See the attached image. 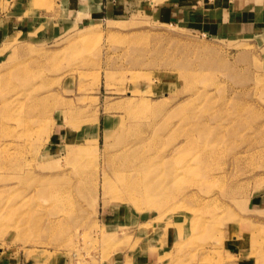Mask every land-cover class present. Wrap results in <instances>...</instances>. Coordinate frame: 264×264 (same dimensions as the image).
<instances>
[{"label":"rangeland","instance_id":"rangeland-1","mask_svg":"<svg viewBox=\"0 0 264 264\" xmlns=\"http://www.w3.org/2000/svg\"><path fill=\"white\" fill-rule=\"evenodd\" d=\"M89 1L0 0L8 24L26 10L0 31V264H264V27ZM124 149L147 159L137 190L110 167Z\"/></svg>","mask_w":264,"mask_h":264},{"label":"crops","instance_id":"crops-1","mask_svg":"<svg viewBox=\"0 0 264 264\" xmlns=\"http://www.w3.org/2000/svg\"><path fill=\"white\" fill-rule=\"evenodd\" d=\"M92 1L94 2V0H90L89 3ZM121 2L120 0L117 4L106 5L104 12H127V7ZM94 5L98 6L95 2ZM154 6L156 12L168 20L211 37L229 36L241 28L256 31L264 27V0H159V3L154 4ZM85 10L91 19L97 15L96 8L92 10V8L86 7ZM6 11L11 22L8 24L5 21L6 18L2 19L0 14L1 33L7 31L5 29L11 24L13 26L18 25V15L24 16L26 13L24 6L12 4L9 5ZM73 22L81 24L82 18L80 20H69L68 24L73 25ZM29 24L30 22L27 23V25ZM61 26L67 27V25ZM153 241L154 238L151 242ZM156 260L155 258V262Z\"/></svg>","mask_w":264,"mask_h":264},{"label":"bare ground","instance_id":"bare-ground-1","mask_svg":"<svg viewBox=\"0 0 264 264\" xmlns=\"http://www.w3.org/2000/svg\"><path fill=\"white\" fill-rule=\"evenodd\" d=\"M128 152H126V149H124V150L120 151L119 153H116L110 159L109 163H110V167H111V166H115L114 161L116 159L119 161H122V163L117 165L116 168H118V169L123 168V170L125 172L123 174H118L117 177L122 178V180H123V178L125 179V183H127L125 185L126 190L129 188L137 190L140 186H137V184H139V183L137 182L136 177H137V175H140V168L144 167V165L147 163V159L143 156H137L136 152H134V151L130 152L129 154H128ZM75 153L77 154L78 152H75ZM78 156H80V155H78ZM88 161H89L88 159H86L85 157H81V156L74 160L75 166H74L73 170H74V173H76L77 178H78V180H77V192H79L80 195L87 192L86 191L87 189L89 191H95V188H96V186L93 182L96 178V175L91 177L89 168L91 166H94V164L98 165V161L95 160L94 164L93 163L90 164ZM93 173H94V170H93ZM134 175L136 177H134ZM89 179L91 180L90 183H89ZM46 186H47L46 187L47 190L49 191V195L51 197L56 198L57 201L63 199L62 193L66 192L65 189L56 188L53 185V182L46 183ZM104 186H106V188H107V184H104Z\"/></svg>","mask_w":264,"mask_h":264}]
</instances>
